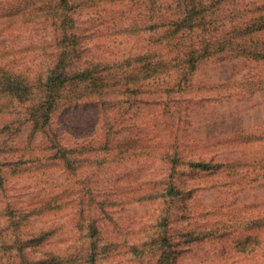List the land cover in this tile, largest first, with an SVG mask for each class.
I'll use <instances>...</instances> for the list:
<instances>
[{"label":"rangeland","instance_id":"1","mask_svg":"<svg viewBox=\"0 0 264 264\" xmlns=\"http://www.w3.org/2000/svg\"><path fill=\"white\" fill-rule=\"evenodd\" d=\"M21 1L0 0V264H264V62L220 52L185 91L115 90L119 102L63 105L33 132L30 101L3 85L42 75L54 30L47 7ZM88 5L93 57L124 61L154 42L121 25L110 1ZM174 149L212 167H182L172 197H147Z\"/></svg>","mask_w":264,"mask_h":264},{"label":"trees","instance_id":"2","mask_svg":"<svg viewBox=\"0 0 264 264\" xmlns=\"http://www.w3.org/2000/svg\"><path fill=\"white\" fill-rule=\"evenodd\" d=\"M32 1L39 10L47 7L46 21L54 30L51 54L36 81L23 83L24 80L6 77L3 92L20 102L30 101L33 132L50 129L53 113L63 105L91 98L101 105L119 102L110 97L115 90L135 96L156 84L161 95L165 89L167 93L185 91L198 66L220 52L264 62V0L251 4L256 5L253 11L250 7L236 9L237 0H108L122 12L121 25L138 27L139 32L149 35L148 41H154L138 55L116 62L89 53L79 11L90 7L88 2L93 0ZM13 10L5 13L9 16ZM135 10L137 14L133 13ZM130 14L140 18L129 24ZM124 64H128L126 71L112 70ZM69 151H62L59 157L66 158L67 167L76 171L67 158ZM163 156L168 164L162 177L163 187L147 191V197L158 192L165 199L172 197L182 167L200 171L212 167L199 159L186 164L179 149Z\"/></svg>","mask_w":264,"mask_h":264}]
</instances>
